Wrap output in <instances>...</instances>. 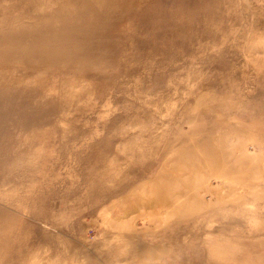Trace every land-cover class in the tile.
I'll return each mask as SVG.
<instances>
[{
    "label": "rangeland",
    "instance_id": "rangeland-1",
    "mask_svg": "<svg viewBox=\"0 0 264 264\" xmlns=\"http://www.w3.org/2000/svg\"><path fill=\"white\" fill-rule=\"evenodd\" d=\"M0 264H264V0H0Z\"/></svg>",
    "mask_w": 264,
    "mask_h": 264
}]
</instances>
